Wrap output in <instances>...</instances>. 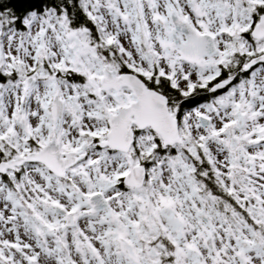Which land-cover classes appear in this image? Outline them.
<instances>
[{
  "label": "snow or ice",
  "instance_id": "6c2138e0",
  "mask_svg": "<svg viewBox=\"0 0 264 264\" xmlns=\"http://www.w3.org/2000/svg\"><path fill=\"white\" fill-rule=\"evenodd\" d=\"M0 264H264V0H0Z\"/></svg>",
  "mask_w": 264,
  "mask_h": 264
}]
</instances>
